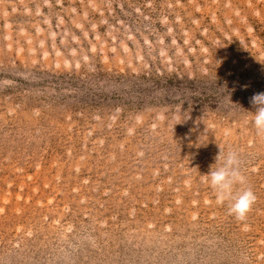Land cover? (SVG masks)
<instances>
[{"label":"rangeland","instance_id":"rangeland-1","mask_svg":"<svg viewBox=\"0 0 264 264\" xmlns=\"http://www.w3.org/2000/svg\"><path fill=\"white\" fill-rule=\"evenodd\" d=\"M258 92L264 0H0V264H264Z\"/></svg>","mask_w":264,"mask_h":264},{"label":"clouds","instance_id":"clouds-1","mask_svg":"<svg viewBox=\"0 0 264 264\" xmlns=\"http://www.w3.org/2000/svg\"><path fill=\"white\" fill-rule=\"evenodd\" d=\"M250 103L254 108L252 122L257 135L264 136V92L255 93ZM241 154L238 150L220 149L215 163L204 175L214 191L217 204H228V214L238 221L246 219L256 202V195L250 187H244L246 179L241 170Z\"/></svg>","mask_w":264,"mask_h":264}]
</instances>
